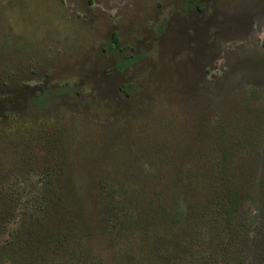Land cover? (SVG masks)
Listing matches in <instances>:
<instances>
[{"label": "rangeland", "instance_id": "rangeland-1", "mask_svg": "<svg viewBox=\"0 0 264 264\" xmlns=\"http://www.w3.org/2000/svg\"><path fill=\"white\" fill-rule=\"evenodd\" d=\"M0 264H264V0H0Z\"/></svg>", "mask_w": 264, "mask_h": 264}, {"label": "trees", "instance_id": "trees-1", "mask_svg": "<svg viewBox=\"0 0 264 264\" xmlns=\"http://www.w3.org/2000/svg\"><path fill=\"white\" fill-rule=\"evenodd\" d=\"M112 43L116 44L115 34L112 38V41H109V44H112ZM129 63H130L129 61L125 62L124 66H128ZM49 97H50L49 93L47 91H45V92L36 94L35 97L33 98V100H34L35 104L40 108V107H44L45 105H47V103L49 102ZM178 200H180V198L179 199L175 198V205H177Z\"/></svg>", "mask_w": 264, "mask_h": 264}]
</instances>
